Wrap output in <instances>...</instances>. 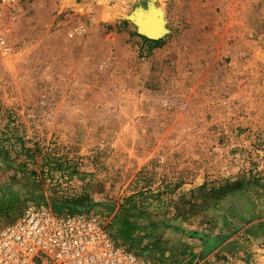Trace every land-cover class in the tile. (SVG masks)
Masks as SVG:
<instances>
[{"label": "rangeland", "instance_id": "obj_1", "mask_svg": "<svg viewBox=\"0 0 264 264\" xmlns=\"http://www.w3.org/2000/svg\"><path fill=\"white\" fill-rule=\"evenodd\" d=\"M5 124L36 160L0 156V221L96 214L154 264H264V0H0Z\"/></svg>", "mask_w": 264, "mask_h": 264}, {"label": "built area", "instance_id": "obj_2", "mask_svg": "<svg viewBox=\"0 0 264 264\" xmlns=\"http://www.w3.org/2000/svg\"><path fill=\"white\" fill-rule=\"evenodd\" d=\"M0 264H154L118 242L96 214L29 207L0 221Z\"/></svg>", "mask_w": 264, "mask_h": 264}, {"label": "trees", "instance_id": "obj_3", "mask_svg": "<svg viewBox=\"0 0 264 264\" xmlns=\"http://www.w3.org/2000/svg\"><path fill=\"white\" fill-rule=\"evenodd\" d=\"M146 42L149 44L148 45L149 48L155 47L159 43V41L157 40H149V39H146ZM6 118H8L7 115H6ZM8 127L9 125L5 124L3 128H0V156L8 157L9 148H11V144H17L18 149L16 150V153L21 154L22 156H24V158L27 159L24 162L25 164H27L26 162H29V161L31 162V161L36 160L35 153L26 147L24 139L22 137H18L15 134V130H12V133H8ZM45 160L47 164H50V162H52L50 158L45 159ZM243 177H244L243 174L238 175L236 177V181H225L224 183H221L217 187H209L207 188L208 189L207 192H205L206 186L201 185L196 190H192L191 195L196 194V197L198 196L201 197V204L208 207L210 206V203H209L210 200H214L215 202H217L220 199H222L224 196H226L227 194L232 193L234 189L238 190L239 187H236L235 184L237 185L238 183L241 184L242 182H239L238 179L243 178Z\"/></svg>", "mask_w": 264, "mask_h": 264}, {"label": "bare ground", "instance_id": "obj_4", "mask_svg": "<svg viewBox=\"0 0 264 264\" xmlns=\"http://www.w3.org/2000/svg\"><path fill=\"white\" fill-rule=\"evenodd\" d=\"M147 18L142 17L143 21H140L142 24L141 26L143 30H145L146 33L150 34L152 37H155V38L160 37L163 33V26H162L160 17L155 16V14L154 15L151 14L150 18L148 19ZM139 20H141V17Z\"/></svg>", "mask_w": 264, "mask_h": 264}, {"label": "water", "instance_id": "obj_5", "mask_svg": "<svg viewBox=\"0 0 264 264\" xmlns=\"http://www.w3.org/2000/svg\"><path fill=\"white\" fill-rule=\"evenodd\" d=\"M138 32H139L140 34L144 35L146 38L151 39V40H156V39L159 38V37H158V38L152 37L150 34L146 33V31L143 30V28H142L141 25H140V27H139V29H138Z\"/></svg>", "mask_w": 264, "mask_h": 264}]
</instances>
